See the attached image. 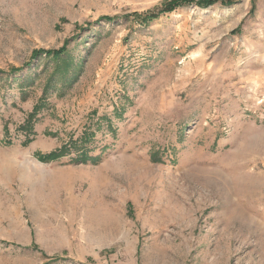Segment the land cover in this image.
<instances>
[{
	"label": "rangeland",
	"instance_id": "1",
	"mask_svg": "<svg viewBox=\"0 0 264 264\" xmlns=\"http://www.w3.org/2000/svg\"><path fill=\"white\" fill-rule=\"evenodd\" d=\"M0 264H264V0H0Z\"/></svg>",
	"mask_w": 264,
	"mask_h": 264
},
{
	"label": "trees",
	"instance_id": "2",
	"mask_svg": "<svg viewBox=\"0 0 264 264\" xmlns=\"http://www.w3.org/2000/svg\"><path fill=\"white\" fill-rule=\"evenodd\" d=\"M182 0H179V2H181ZM185 3L187 2V1H189V0H183ZM203 1H206L207 3H209V2H211L212 0H203ZM174 5H173V3L171 4V5H166V10L164 9V11H167V10H172V9H174V7H173ZM168 7H170V8H168ZM148 15H152L153 17H155L154 16V14H148ZM145 20H147L146 18H145ZM63 52H56L55 54H54V57H56V58H59V57H61L63 54H62ZM47 91H49V88H47L46 87V89H45V92H47ZM41 105H39L38 107H37V109L40 107ZM25 129H29V130H31V127L29 126V125H27L26 124V126H25ZM30 133H31V131H30ZM60 154H59V151H57V152H55L54 154H51V155H49V156H45V157H43V159L45 160V161H52V160H57V159H60ZM82 159H86V160H89V157H88V155L85 153L84 155H83V157H81Z\"/></svg>",
	"mask_w": 264,
	"mask_h": 264
}]
</instances>
